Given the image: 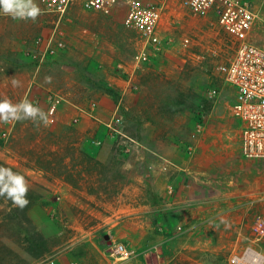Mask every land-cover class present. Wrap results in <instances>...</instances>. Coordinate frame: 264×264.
<instances>
[{
    "label": "rangeland",
    "instance_id": "rangeland-1",
    "mask_svg": "<svg viewBox=\"0 0 264 264\" xmlns=\"http://www.w3.org/2000/svg\"><path fill=\"white\" fill-rule=\"evenodd\" d=\"M144 1L158 5L156 0ZM252 4L258 18L250 31V41L264 48V0H252ZM161 6L159 36L163 43L169 42L170 47H161V51L151 57L149 62L138 64L134 59L143 49V42L134 31L123 29L121 20L127 9L124 2L117 5L113 15H103L106 20H116L115 26L120 31L118 34L124 41L103 44L101 47L99 44H91L92 51L98 53L104 66L116 63L114 59L121 62L124 60L115 57L117 51L125 55V61L130 66L135 65L134 69L140 78L139 84L145 89L140 93L141 97L133 99L134 103L145 104L150 110L153 104L157 106V112L168 120V123L162 124V129L173 142L180 144L181 152L185 156L193 152V144L205 128L211 136L216 137L219 150L215 153L210 149L208 153L214 152V156L218 154V157H214V161L203 162V166L212 170L207 176L215 187L210 195L225 198L220 210L226 214L224 213V221L223 216H220L216 222L221 229L219 236L217 233V236H212L204 229L203 236L192 240L198 248L189 250L185 247L188 238L181 233L179 227L172 232L165 231L167 221L163 220L161 213L159 218L154 219L153 232L147 238L156 243L147 251L149 253L144 259L151 264H230V257L241 254L246 247H251L264 256V234H258L256 229L258 220H264V161L246 160L240 154L238 124L236 120L233 121L230 110L233 91L216 70L217 65L230 61L235 43L218 27L212 14H194L180 0H162ZM63 19L56 26L57 20L48 18L42 32L34 31L33 27L28 26L26 36L44 39L53 36L63 40L65 49L58 52H62L61 55L69 52V49L79 54L90 52L88 46L76 49L70 44L71 24ZM185 39L188 41L185 42ZM32 50L34 49L26 50V54ZM95 62L101 65L100 61ZM75 63L78 66V61H71L69 64L74 67ZM6 69L9 70L10 67ZM210 92H215L216 96L210 98ZM5 98L11 99V96L0 92V99ZM219 107L223 110L219 118H216L214 112ZM136 122L127 123L125 132L138 142L142 140L147 128ZM199 122L204 126L198 134L195 126ZM4 124L0 122V163L17 171L27 167L33 171L43 169L46 173L44 176L49 179L61 175L69 176L75 181L77 189L81 190L78 183L84 176L68 173V167H81L88 171L111 168L108 174H101L102 178L99 177L97 183L92 181L94 185H90L87 190L97 194L96 202H91L90 206L106 217L114 213L111 208L101 205L100 201L107 202L121 191L124 183L119 172L121 158L134 148L124 156H117L112 145L111 156L105 163L91 162L75 154L71 149V141H67L60 152L52 149V144L38 143L41 132L45 128L48 130L49 126L41 124L36 127L28 120L16 121L9 137L3 140L1 134L6 128ZM194 133L196 136L193 138ZM27 181L29 188L35 190L41 200L47 203L44 207L32 209L29 216L47 242L48 249L44 255L33 259L21 249L12 247L23 258V264H113L114 260L108 256L107 248L112 243H122L132 252L133 257L125 264H135L140 254L145 255L138 250L137 236L125 238L118 236L119 234L111 235L105 232L108 225L101 227L102 221L89 213L82 203L58 201L57 195L51 190L37 182ZM123 205L124 201L112 205L121 216L117 221L126 218L124 211H119ZM228 213L233 215L232 230L223 225L227 222ZM98 247L99 250H104L102 255H97L95 249Z\"/></svg>",
    "mask_w": 264,
    "mask_h": 264
},
{
    "label": "crops",
    "instance_id": "crops-1",
    "mask_svg": "<svg viewBox=\"0 0 264 264\" xmlns=\"http://www.w3.org/2000/svg\"><path fill=\"white\" fill-rule=\"evenodd\" d=\"M37 3L39 4L38 0ZM48 18L57 20L56 26L61 21L56 16L44 12L35 23H19L0 15V92L9 94L13 103H18L24 98L33 102L48 93L59 94L64 100L53 123L48 124V130L45 128L41 132L37 142L52 144V149L60 152L63 145L71 141V149L77 156L87 158L91 162L105 163L111 156L113 145L108 125L116 116H120L125 125L137 121V124L140 122L147 130L138 145L121 158L119 172L124 181L121 191L110 197L107 202L100 201L105 208L114 211L110 216L106 217L90 206L91 202H96L97 194L87 188L94 185L92 181L97 183L101 174H108L111 168L88 171L81 167H68V173L84 176V179L77 182L82 187L81 190L77 189L75 181L69 176L61 175L49 179L44 176L46 173L43 169L33 171L22 167L19 169L22 175L27 180L51 190L57 195L58 201L85 205L89 213L102 221L101 227L108 225L105 232L111 235L119 234L118 236L125 238L137 236L138 250L143 251L142 254L145 255L140 254L135 264H151L144 258L156 242L147 238L153 232L154 219L159 218L161 213L163 220L167 221L165 231L172 232L179 227L181 233L188 238L185 247L189 250L198 248L192 240L203 236L204 229L212 236H217L216 233L219 236L221 229L216 222L220 216H223L222 221L225 219V211L220 210L225 198L211 197L215 187L207 176L212 170L203 166V162L214 161V157H218V154L214 156V152L208 153L210 149L218 152L216 137L211 136L205 128L194 142L193 152L185 156L181 152L180 144L173 142L162 129V124L168 123V120L157 112V106L153 104L150 110L145 104L134 103L133 99L141 97L140 93L145 89L139 84L140 78L134 69L135 65L130 66L125 61V55L117 51L115 57L124 60L121 62L114 59L116 63L104 66L103 61L98 58V53L92 51L91 44H99L101 47L103 44H118L124 41L118 34L120 31L115 26L116 20L109 21L101 14L85 12L77 3L70 6L63 20L71 24L70 44L76 49L88 46L91 51L79 54L69 49V52L66 51L62 55L61 52L53 58H46L43 63H32L26 53L35 48L39 37L26 36V30L31 26L34 31L42 32ZM121 21L123 29L128 31L123 17ZM71 61H78V66L76 63L74 67L71 66ZM95 61H100L101 65ZM7 67L10 69L7 70ZM46 76L51 77V83L45 82ZM13 79L19 80L21 86L13 87ZM104 88L112 90L115 97L106 93ZM221 110L222 107L217 108L214 117L219 118ZM132 117L134 120H131ZM96 139L102 141L100 146L90 143ZM161 161L170 164L168 171L158 167L157 164ZM150 166L154 167L150 169ZM121 201H124V205L119 211H124L126 218L117 221L121 216L113 206ZM227 215V222L223 225L232 230L233 215ZM95 250L97 255H102L104 251L99 250V247Z\"/></svg>",
    "mask_w": 264,
    "mask_h": 264
},
{
    "label": "built area",
    "instance_id": "built-area-1",
    "mask_svg": "<svg viewBox=\"0 0 264 264\" xmlns=\"http://www.w3.org/2000/svg\"><path fill=\"white\" fill-rule=\"evenodd\" d=\"M42 12L63 19L71 5L77 3L83 11L98 13L105 16L113 15L118 4L124 2L126 11L123 17L124 25L134 31L143 42V49L135 55L138 64L147 63L151 57L161 51V47H170L169 42H162L159 36L162 0L154 5L144 0H38ZM183 6L194 14H212L218 27L235 43V50L228 63L217 65L216 70L223 76L225 83L233 91L230 105L232 118L236 120L239 129V151L242 157L250 161H264V48L250 41V31L258 18L253 8L252 0H180ZM188 39H185L187 42ZM34 50L27 57L34 64L43 63L46 58H53L59 51L65 49V43L53 36L36 40ZM39 46V47H37ZM216 96L210 92V98ZM64 100L61 95L48 93L42 99L33 103L42 106L50 112L49 123H53L56 113ZM16 121L5 123L2 138L6 140L12 132ZM203 124L197 123L196 133H201ZM110 137L117 156L129 153L138 142L125 132V123L116 116L108 125ZM194 133L192 137L194 138ZM94 146H100V139L91 140ZM158 167L168 171L170 164L159 162ZM150 166L149 168H153ZM258 234H264V220L257 222ZM108 256L113 264H125L131 260L132 252L122 243H112L108 247ZM230 264H264V256L257 250L246 247L241 254L232 255Z\"/></svg>",
    "mask_w": 264,
    "mask_h": 264
},
{
    "label": "clouds",
    "instance_id": "clouds-1",
    "mask_svg": "<svg viewBox=\"0 0 264 264\" xmlns=\"http://www.w3.org/2000/svg\"><path fill=\"white\" fill-rule=\"evenodd\" d=\"M196 0H193L195 6ZM42 14L37 0H0V15L13 20L31 21L35 23ZM46 83H51V77H45ZM13 87H20L19 80H12ZM51 113L46 112L31 100L24 98L18 103L11 99H0V122L31 121L36 127H47ZM29 184L24 175L15 172L10 167L0 166V198L10 201L12 207L23 210L30 201L27 198ZM11 211V209H9Z\"/></svg>",
    "mask_w": 264,
    "mask_h": 264
},
{
    "label": "trees",
    "instance_id": "trees-1",
    "mask_svg": "<svg viewBox=\"0 0 264 264\" xmlns=\"http://www.w3.org/2000/svg\"><path fill=\"white\" fill-rule=\"evenodd\" d=\"M104 90L115 97L114 92L109 88H104ZM0 166L9 167L2 163ZM12 170L19 172L14 168ZM27 198L30 203L23 210L12 207L10 201L6 202L0 198V264L24 263L23 258L12 249L14 246L33 259L41 257L48 249L47 242L29 216L32 209L44 207L47 203L42 201L39 194L31 188H29Z\"/></svg>",
    "mask_w": 264,
    "mask_h": 264
}]
</instances>
